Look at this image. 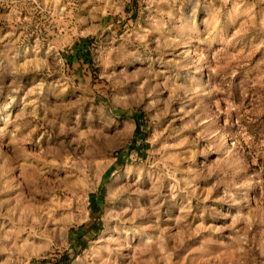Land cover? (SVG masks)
I'll return each mask as SVG.
<instances>
[{
  "label": "rangeland",
  "instance_id": "1",
  "mask_svg": "<svg viewBox=\"0 0 264 264\" xmlns=\"http://www.w3.org/2000/svg\"><path fill=\"white\" fill-rule=\"evenodd\" d=\"M264 264V0H0V264Z\"/></svg>",
  "mask_w": 264,
  "mask_h": 264
},
{
  "label": "trees",
  "instance_id": "2",
  "mask_svg": "<svg viewBox=\"0 0 264 264\" xmlns=\"http://www.w3.org/2000/svg\"><path fill=\"white\" fill-rule=\"evenodd\" d=\"M68 260H69L68 258L63 256L57 264H67V262H69Z\"/></svg>",
  "mask_w": 264,
  "mask_h": 264
}]
</instances>
